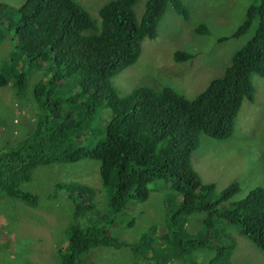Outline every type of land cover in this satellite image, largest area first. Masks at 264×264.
<instances>
[{
    "label": "trees",
    "instance_id": "16d2710c",
    "mask_svg": "<svg viewBox=\"0 0 264 264\" xmlns=\"http://www.w3.org/2000/svg\"><path fill=\"white\" fill-rule=\"evenodd\" d=\"M139 1L106 0L94 15L77 0H22L19 5L0 0V41L11 42L12 54L0 57V88L12 85L23 95L29 92L40 108L19 142L0 151V193L37 204L40 196L22 188L35 168L97 160L109 209L97 211V190L89 183L57 182L49 194L53 198L67 189L75 205L59 264H95L94 249L104 246L130 247L143 264L170 255L189 263L191 249L213 246L201 264H232L237 241L231 228L264 250V187L228 203L241 184L233 181L216 193V185L204 182L195 169L192 155L203 133L231 137L243 100L255 98L253 74L264 78V0L248 5L232 34L241 36L255 24L251 38L193 99L169 85H140L128 93L114 84V76L138 61L144 40L157 36L169 5L190 17L183 0H146L138 19ZM197 31L208 33V27L200 24ZM194 56L185 50L174 54L180 61ZM156 179L182 193L181 203L164 210L173 239L167 244L158 235L166 227L153 223L137 241L119 240L110 226L125 223L126 209L146 201ZM197 212L205 213L202 229L187 231L184 218Z\"/></svg>",
    "mask_w": 264,
    "mask_h": 264
},
{
    "label": "rangeland",
    "instance_id": "374dc122",
    "mask_svg": "<svg viewBox=\"0 0 264 264\" xmlns=\"http://www.w3.org/2000/svg\"><path fill=\"white\" fill-rule=\"evenodd\" d=\"M6 1L15 5L22 2ZM104 1L77 0L94 15ZM183 1L189 8L190 17L186 19L172 5L167 7L158 24L157 36L144 40L138 61L114 76V84L120 90L129 93L140 85L155 89L169 85L193 99L214 77L221 75L224 67L231 62L233 53L254 33L255 24L245 34L232 36L244 20L248 5L255 0ZM145 2L140 0L135 7L138 19ZM200 24L208 27V33L197 31ZM10 47L9 40L0 41V57L3 54L12 55ZM177 50L192 52L195 56L190 60H176L174 54ZM42 73H45L44 69ZM34 74L36 78L40 76L37 72ZM253 83L255 98L253 101L243 100L233 135L218 139L203 133L201 144L192 155L195 169L204 182L216 185V193L233 181L241 184L240 191L228 203L244 197L256 187H264V78L254 73ZM39 111L29 92L23 95L12 85L0 88V151L7 144L16 145L19 142L37 119ZM99 178V162L81 159L78 162L39 166L33 170L32 179L22 188L40 196L37 204L0 193V264H59V255L62 258L68 246L75 205L67 189L53 198L49 194L57 182H66L65 186L72 182L89 183L97 190L94 205L97 211L107 210L109 191L103 184L101 187ZM152 186L153 191L146 201H138L126 209L125 223L110 226L119 240L137 241L153 223L166 227L161 228L164 231L158 235L162 234L167 244L173 239L172 233L167 230L164 210L181 203L178 199L182 193L163 179H156ZM87 196L88 192L85 193ZM204 217L205 213L200 212L187 215L184 218L186 230L200 231ZM132 219L134 224H127ZM79 221L82 223L81 219ZM229 232L237 241L230 257L232 264H264V250L260 246L235 228ZM211 247L191 249L187 258L189 263L180 256L170 255L169 259L164 257L157 264H201L213 254ZM94 250H98L95 264H143L142 261L136 262L130 247L116 249L104 246Z\"/></svg>",
    "mask_w": 264,
    "mask_h": 264
}]
</instances>
